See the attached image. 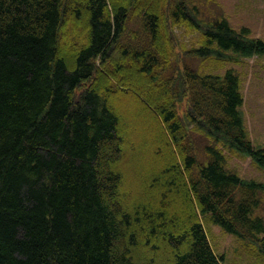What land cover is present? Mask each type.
<instances>
[{
	"label": "trees",
	"instance_id": "obj_1",
	"mask_svg": "<svg viewBox=\"0 0 264 264\" xmlns=\"http://www.w3.org/2000/svg\"><path fill=\"white\" fill-rule=\"evenodd\" d=\"M211 3L0 0V264H223L204 219L264 257V182L228 165L264 146L203 67L264 39Z\"/></svg>",
	"mask_w": 264,
	"mask_h": 264
},
{
	"label": "rangeland",
	"instance_id": "obj_2",
	"mask_svg": "<svg viewBox=\"0 0 264 264\" xmlns=\"http://www.w3.org/2000/svg\"><path fill=\"white\" fill-rule=\"evenodd\" d=\"M208 8L213 14L227 16L234 28L239 30L247 26L251 30V37L264 39V0H215V3H211ZM178 35L185 44H192V37L184 39L181 31H178ZM70 41L72 44L71 37ZM228 55L230 58L227 61L216 63L210 61V64H204L203 67L210 68L216 73H223L231 68L239 74L244 95L241 112L245 126L253 143L264 146V56L247 57L232 52ZM193 63L196 64V61L194 60ZM128 69L133 71L134 68L128 65ZM131 76L129 74L126 78L132 85H129V88L139 96L138 91L133 87L135 80ZM187 102L188 99L184 98L181 103L180 112L182 114L185 113ZM136 125L139 131L141 127H145L140 121H137ZM157 131L160 132L158 128ZM163 135L165 138V134ZM228 165L245 179L264 182V169L256 166L249 157L231 156ZM261 213L264 214V207L261 208ZM204 226L215 253L224 256L223 264H264V257L254 241L243 240L229 234L209 219H204Z\"/></svg>",
	"mask_w": 264,
	"mask_h": 264
}]
</instances>
